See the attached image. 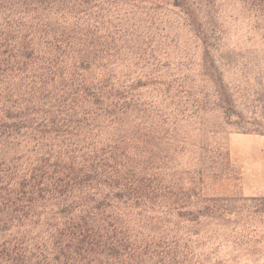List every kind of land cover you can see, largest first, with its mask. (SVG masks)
Returning <instances> with one entry per match:
<instances>
[{
  "label": "trees",
  "instance_id": "obj_1",
  "mask_svg": "<svg viewBox=\"0 0 264 264\" xmlns=\"http://www.w3.org/2000/svg\"><path fill=\"white\" fill-rule=\"evenodd\" d=\"M216 1L0 0V264H172L179 223L162 203L186 204L164 178L159 104L186 91L171 95L159 15L180 8L209 58L226 47ZM244 1L264 17V0ZM211 69L228 118L230 88ZM219 146L215 167L229 160Z\"/></svg>",
  "mask_w": 264,
  "mask_h": 264
},
{
  "label": "rangeland",
  "instance_id": "obj_2",
  "mask_svg": "<svg viewBox=\"0 0 264 264\" xmlns=\"http://www.w3.org/2000/svg\"><path fill=\"white\" fill-rule=\"evenodd\" d=\"M216 5L226 47L223 54L213 50L209 58L180 8L169 5L159 15L166 26L162 35L166 37L159 45L163 63L169 64L164 72L177 80L171 84V95L177 89L189 92L159 104L166 120L158 125L160 153L166 155L169 140L173 158L172 170L164 178L172 180L178 198L174 200L186 204L169 214L172 201L162 203V217L179 223L168 260L172 264H264V111L253 102L257 97L256 84L247 74L251 72L241 70L245 64L264 82V17L244 0H217ZM238 52L242 58L236 56ZM211 64L230 88L235 114L228 118L219 106ZM204 96L208 100L201 104ZM220 144L229 160L221 158L215 167L212 161L220 153ZM178 189L184 194H178ZM223 197L233 200L225 203Z\"/></svg>",
  "mask_w": 264,
  "mask_h": 264
}]
</instances>
